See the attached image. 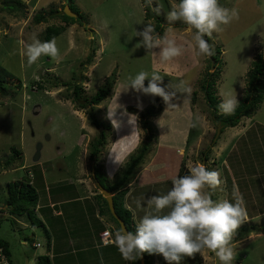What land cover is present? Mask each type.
I'll use <instances>...</instances> for the list:
<instances>
[{
  "label": "rangeland",
  "instance_id": "obj_1",
  "mask_svg": "<svg viewBox=\"0 0 264 264\" xmlns=\"http://www.w3.org/2000/svg\"><path fill=\"white\" fill-rule=\"evenodd\" d=\"M4 1L0 0V78L2 73H7L2 86L8 90L6 93L0 91V211L6 205L7 184L13 181L29 182L40 197L47 193L45 187L50 193L61 188L66 197L80 194L82 190H77L75 183L78 177L91 180L90 189L99 191L90 170L93 163L90 152L99 131L90 123L88 110L79 107L78 101L89 99L109 81L112 82L109 95L95 106L96 116L111 126L106 132L107 142L97 156L106 172L114 174L104 181L105 185H110L138 153L147 133L142 113L147 114L151 122L154 140L138 167L154 156L153 169L160 173H154L155 178L172 180L179 175L181 165L189 173V168L197 163L218 171L222 177L224 170L231 174L230 170L219 166L228 147L251 149L252 154L244 152L243 157L252 156L255 160L256 156L257 163L252 164L260 172L256 169L257 175L253 176V166H249L245 178H250L247 181L250 185L229 184L226 194L219 188L213 200L234 202L230 193L234 189L243 195L248 216L256 218L238 230L234 240L244 239L236 246L237 254L232 264H264V228H261L264 225V95L249 116H242L237 125L217 133L220 124L214 121L213 109L202 89L207 81L213 83L212 93L219 99L218 106L222 94L234 90L240 103L248 94L247 80L252 62L258 57L264 60V0H219L221 6L237 9L239 19L211 37L214 59L196 57L188 47L191 33L187 26L178 24L179 21L173 24L167 21V13L179 0L148 2L152 11L160 6L159 15L163 19L160 36L174 38L178 45L185 47L181 56L168 62L137 47L141 38L135 36V32L142 30L145 24H156L154 17L146 18L142 0H51L48 3L49 0H42L39 5L34 4V0L27 4L25 0L23 6L11 0L8 3L13 5ZM66 3L76 13V19L54 37L62 55L61 62L57 64L49 57H42L29 67L21 51L30 42L33 32L38 33L43 42L47 26L64 24L60 14H51L50 9L61 11ZM38 13L46 16L45 21L36 23L34 16ZM153 51L158 53L159 49ZM141 71L161 75L162 86L170 84L175 88L179 85L190 91L178 93L172 101L177 107L168 109L158 96L144 95L130 88L122 91L129 77ZM147 83L145 80V86ZM75 86L80 87L78 100ZM117 105L119 107L109 119V109ZM148 110H153L154 114L148 115ZM216 114L222 115L220 109ZM129 115L137 118L142 134L133 131L128 123ZM112 119L119 122V127H113ZM243 137H248L249 142H242ZM38 144L41 145L40 157L34 161ZM206 148L209 154L204 159ZM115 157H122L123 164L115 162ZM162 163L165 170L161 168ZM69 181L74 185L61 186ZM260 182L263 183L261 188ZM158 183L152 195L166 194L172 187L171 182L169 187ZM136 186L133 183L131 187ZM27 222L28 228L16 227L12 219L0 215V238L9 242L12 264H34L35 257L45 252L42 227L32 226L28 219ZM34 241H39L42 247L34 248ZM200 255L201 264H216L214 253L205 251Z\"/></svg>",
  "mask_w": 264,
  "mask_h": 264
},
{
  "label": "clouds",
  "instance_id": "obj_2",
  "mask_svg": "<svg viewBox=\"0 0 264 264\" xmlns=\"http://www.w3.org/2000/svg\"><path fill=\"white\" fill-rule=\"evenodd\" d=\"M148 2L151 3L152 0ZM153 11L159 14L160 6L153 8ZM166 19L170 24L179 21L187 26L191 33L188 47L196 57L211 58L215 55L214 46L205 37L211 38L214 33L224 31L234 20L239 19V13L235 8L221 6L219 0H179L167 13ZM38 36V33L33 32L30 42L21 51L27 65L31 67L37 64L42 57H49L59 64L62 55L55 38L42 42ZM135 36L141 38L137 47H143L153 56L159 55L162 62L172 61L185 51V47L178 45L174 38L157 34L151 23L136 31ZM157 48L158 53L153 51ZM145 80L148 81L147 86ZM162 84L163 77L158 73L149 75L148 72L141 71L135 77H129L128 82L122 86V91L126 92L130 88L144 95L158 96L167 105V109L177 107L172 101L178 93L190 91L179 85L173 88L170 84ZM239 103L233 90L222 94L218 107L221 114L227 116L235 113ZM118 107L119 105L115 109H109V119ZM128 123L132 125L133 131L138 130L142 134L134 115H129ZM112 124L114 128L119 127V122L115 119H112ZM115 162L122 165L123 158L115 157ZM171 183L172 187L166 194L149 197L146 208L141 200L135 201L136 208L142 209L144 213L135 224V233L124 229L115 232L111 241L122 259L132 262L148 253L160 255L166 264H181L185 258L191 259L209 251L215 254L218 264H232L239 243L234 238L248 220L243 195L238 189H234V202L228 199L213 200V194L223 181L218 171L209 170L203 163L191 166L188 175L174 176Z\"/></svg>",
  "mask_w": 264,
  "mask_h": 264
},
{
  "label": "crops",
  "instance_id": "obj_3",
  "mask_svg": "<svg viewBox=\"0 0 264 264\" xmlns=\"http://www.w3.org/2000/svg\"><path fill=\"white\" fill-rule=\"evenodd\" d=\"M21 1L23 3L25 2V0ZM29 1L30 0H26L25 3L28 4ZM41 1L42 0H34L33 3L39 5ZM48 2H51V0L46 1V3ZM247 141L249 142L248 137H243L242 142ZM232 146L234 147L231 148ZM227 149L228 153L226 157L219 163L220 167L222 166L231 171V174H229V172L224 170L225 176L220 177L223 181L220 188L225 194L227 193L226 186L229 184L238 186L239 182H241V184L250 185V183L247 182L250 178L248 176L245 178V173H248L246 171L249 166H253L254 170L251 173L253 176H256L257 174H255V172H257L256 169H258L256 165L252 164L254 162L257 163L256 156H254L255 160H252V156H250V158L243 157L244 152L251 155V149H245L242 146L236 148L235 145H231L230 148ZM262 153L264 154V152ZM230 158L231 161H229ZM153 159L154 156L150 162L148 161L142 166H139L137 168L138 170H135L134 176L125 186L128 190L123 197L122 204L131 212L134 224H136L139 218L144 214L142 209L136 208L135 201L137 199L141 200L142 205L146 208L147 199L153 196L152 193L156 187L155 183L159 181L158 184H168L166 186L169 187L172 181L168 180L169 178L165 179L161 176L155 178L153 176L154 173L160 174L159 171L153 169ZM243 167L247 168L244 169ZM161 168L165 170V165L163 163ZM102 170L107 178H113L114 174L107 173L104 167ZM237 172H240V174H236ZM259 172L260 169H258V173ZM257 180L260 179L257 177ZM75 183H77V190L82 191L80 194L73 197L64 196L61 188L59 189L60 192L55 191L50 193V189L45 187L47 193H45L43 197H40V194L37 193L38 201L35 212L41 220L42 225L40 227H42V231L45 233V237H43L46 246L45 252H42L41 255H48L51 264H131V262L122 259L121 254L112 241L108 244H104L101 240L100 234L103 230L109 229L112 240L117 230L112 221L105 214L102 201L97 197L99 191L90 189L91 180H87V178L82 179L78 177ZM133 183L137 185L136 188L131 187ZM66 184L74 185L69 181L61 186ZM260 184L259 186L261 188L263 183L260 182ZM113 191L116 193L115 190ZM230 193H233V191ZM249 204H252V201H250ZM0 215H3L4 218L12 219L15 224H17L16 227L21 225L24 228H28V218L25 216L26 214L18 215L11 213L7 205L4 206V210L0 212ZM252 218H256V216L253 217L249 215L246 223ZM261 228H264V225H262ZM239 232L243 233V230ZM242 239L244 238L241 237L238 242L243 241ZM34 243L35 241L33 242L34 248L42 247L39 241L36 242L39 243V246H34ZM154 257L155 263H157L161 256L154 255ZM161 260V263H163V258ZM10 261L12 264L11 252Z\"/></svg>",
  "mask_w": 264,
  "mask_h": 264
},
{
  "label": "trees",
  "instance_id": "obj_4",
  "mask_svg": "<svg viewBox=\"0 0 264 264\" xmlns=\"http://www.w3.org/2000/svg\"><path fill=\"white\" fill-rule=\"evenodd\" d=\"M11 1H13L14 3L20 6L24 5V3L21 0H11ZM4 2H6L7 4L8 0ZM142 3L144 6V11H145L144 14L146 18L154 17L156 19V24L154 25L155 32L161 35L162 34L161 32L163 31V23H162L163 19L161 18L159 14L151 10L148 0H142ZM9 5H13V4H9ZM7 9H10V8H7ZM50 12L51 14H54V13H57V10L56 9L53 10L51 8ZM59 17L63 19L64 24L62 26H53V25L47 26L44 31L45 41H49L53 39L54 37H56L59 33L64 31L66 27L74 23V20L76 19L74 17H70L65 14H60ZM45 19H46V16L42 13L41 14L38 13L34 16V20L36 21V23L45 21ZM177 23L179 24L180 22H177ZM205 39L208 40L210 44L211 38L205 37ZM214 56H212L211 59H214L215 58ZM2 74L3 76L2 78H0V91H2L3 93H6L8 89H6L5 86H2V81H3L2 79L6 76L7 73L4 72ZM263 76H264V60L262 57H258L256 61L252 62V68L250 72L248 73V80H247L248 86H249L248 94L243 97V101L239 103V106L235 110V113L232 115H227V116L223 114L222 115L216 114V112L219 110V107L217 105L219 102V99H217L216 96L212 93L213 83L210 81H207L206 85H202L205 99L207 103L209 104V106L212 107L213 109L214 121L218 122L221 125L220 132H222L225 127H229V126L233 127L237 125V123L239 122L242 116H249L250 111L257 104H259V102H261L263 95H264V80H262ZM210 79H212V77ZM111 83L112 82L106 81V83L101 88H99V90L92 97H90L89 99H85L84 101H81V102L78 101V106L81 108H86L88 110V118H89L90 123L99 131L98 138L96 139V142L94 143L93 148L90 152V156L92 158V161L94 162V173H95L96 179L107 189L116 191V193L113 196L115 210L117 214L124 220L128 230L135 233V224L132 221L131 212L123 206L122 200L128 190L127 187L125 186L134 176L135 170L138 168V165L141 163V161L144 158V154L147 152V150H149L150 144L154 140V134H153L152 126L150 124L151 122L147 119V114L142 113L141 117L143 119V128L147 132L143 140V143L141 147L139 148L138 153L130 159V162L127 164L124 171L120 173L119 175L116 174L117 176L115 179H113L114 181L109 183L110 185L106 186L104 181L106 180L108 181V178L103 172L102 164L98 162L97 156L99 152L101 151V148H103L107 142L106 132L107 130L111 128V126L110 124L104 123L96 116L95 106L100 104L109 95L110 90L112 88ZM74 94H75L76 100H78L81 97L79 86L74 87ZM147 113L148 115H153L154 111L148 110ZM193 129L194 128H192V131ZM14 153L18 154V151L14 149ZM227 153H228V149L226 150L225 154L221 156L222 158L220 162L223 161ZM208 154L209 153H207V148H206L203 151V158L207 159ZM231 158L229 159V161H231ZM188 174L189 173L184 168V165H181L178 176H184ZM7 193H8V196L6 199V205L11 213L18 214V215L26 214L32 226L42 225L40 218L37 216L35 212V208H36L37 201H38V194L35 188L31 186L29 182H24L20 180L9 182L7 184ZM97 197L102 201L104 211H107V214H108L107 215L105 213L107 217H109L110 220L116 224V230L120 229L117 221L109 212L105 198L102 196L101 193H97ZM213 198L214 197L212 196V199ZM0 248L2 249L3 254L6 256L7 263L11 264L9 242L4 240L3 238H0ZM143 256H144L145 264H166L164 260H163L164 262L161 263L162 257H160L158 262L155 263L154 255L144 253ZM201 263H202V257L200 254H197L194 258H191V259L185 258L184 260L181 261V264H201ZM34 264H51V261L48 255L43 254V255H38L36 257ZM131 264H140V259L132 261Z\"/></svg>",
  "mask_w": 264,
  "mask_h": 264
},
{
  "label": "water",
  "instance_id": "obj_5",
  "mask_svg": "<svg viewBox=\"0 0 264 264\" xmlns=\"http://www.w3.org/2000/svg\"><path fill=\"white\" fill-rule=\"evenodd\" d=\"M57 13L65 14V15L70 16V17H75L76 16V13L71 11V9H70L68 4H66L63 7V9L61 11H58ZM220 127H221V125H217V133L220 132ZM40 146L41 145L38 144L37 147H36V152H35V155H34V161L38 160L39 157H40V150H39ZM93 165L94 164H92V178L95 181V185H96L97 189L100 191L102 196L105 198L110 214L115 218V220L117 221L120 229H124L126 231H129L127 226H126V224H125V222H124V220L117 214V212L115 210L114 201H113V195L115 194L114 191L110 190V189H107L106 187H104L96 179ZM140 264H145L144 256H142V258H140ZM216 264H218L217 258H216Z\"/></svg>",
  "mask_w": 264,
  "mask_h": 264
},
{
  "label": "built area",
  "instance_id": "obj_6",
  "mask_svg": "<svg viewBox=\"0 0 264 264\" xmlns=\"http://www.w3.org/2000/svg\"><path fill=\"white\" fill-rule=\"evenodd\" d=\"M101 240L104 244H107L111 241L110 238V231L109 230H103L100 234ZM109 241V242H108ZM34 246H39V243H34ZM0 264H8L6 256L3 254L2 249L0 248Z\"/></svg>",
  "mask_w": 264,
  "mask_h": 264
},
{
  "label": "flooded vegetation",
  "instance_id": "obj_7",
  "mask_svg": "<svg viewBox=\"0 0 264 264\" xmlns=\"http://www.w3.org/2000/svg\"><path fill=\"white\" fill-rule=\"evenodd\" d=\"M94 163V162H93ZM93 168H94V165H93ZM90 170H92V164H91V166H90Z\"/></svg>",
  "mask_w": 264,
  "mask_h": 264
}]
</instances>
